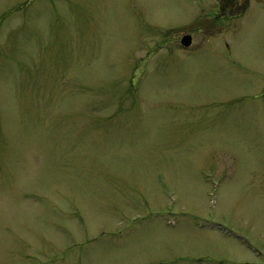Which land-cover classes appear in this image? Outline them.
Here are the masks:
<instances>
[{
  "label": "rangeland",
  "instance_id": "obj_1",
  "mask_svg": "<svg viewBox=\"0 0 264 264\" xmlns=\"http://www.w3.org/2000/svg\"><path fill=\"white\" fill-rule=\"evenodd\" d=\"M238 1L0 0V264H264V0Z\"/></svg>",
  "mask_w": 264,
  "mask_h": 264
},
{
  "label": "flooded vegetation",
  "instance_id": "obj_2",
  "mask_svg": "<svg viewBox=\"0 0 264 264\" xmlns=\"http://www.w3.org/2000/svg\"><path fill=\"white\" fill-rule=\"evenodd\" d=\"M228 2L232 3V6H231V5H228V7H229V9L232 8L233 11H236V10H237V3H238V2H240L239 5H238V8L240 9V8L242 7V3H241V1H238V0H228ZM262 6H263V9H264V1L262 2ZM246 7H247V6H246ZM222 10H223V11H226V7L223 6V5L219 7L218 12H221ZM230 13H232V12H230ZM226 14H228V13H226ZM219 15H220V14L217 13V15H215V16H219Z\"/></svg>",
  "mask_w": 264,
  "mask_h": 264
},
{
  "label": "water",
  "instance_id": "obj_3",
  "mask_svg": "<svg viewBox=\"0 0 264 264\" xmlns=\"http://www.w3.org/2000/svg\"><path fill=\"white\" fill-rule=\"evenodd\" d=\"M182 43L186 46L190 45L191 43V36L190 35H187L184 37V39L182 40Z\"/></svg>",
  "mask_w": 264,
  "mask_h": 264
}]
</instances>
